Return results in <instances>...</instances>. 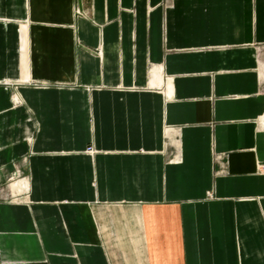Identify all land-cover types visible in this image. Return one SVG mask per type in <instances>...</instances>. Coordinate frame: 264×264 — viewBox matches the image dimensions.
<instances>
[{"label": "crops", "instance_id": "1", "mask_svg": "<svg viewBox=\"0 0 264 264\" xmlns=\"http://www.w3.org/2000/svg\"><path fill=\"white\" fill-rule=\"evenodd\" d=\"M263 46L264 0H0V264H264Z\"/></svg>", "mask_w": 264, "mask_h": 264}, {"label": "rangeland", "instance_id": "2", "mask_svg": "<svg viewBox=\"0 0 264 264\" xmlns=\"http://www.w3.org/2000/svg\"><path fill=\"white\" fill-rule=\"evenodd\" d=\"M260 61H261V70L263 72V80H262V89L264 91V46L260 49ZM262 171H264L263 166H261Z\"/></svg>", "mask_w": 264, "mask_h": 264}, {"label": "built area", "instance_id": "3", "mask_svg": "<svg viewBox=\"0 0 264 264\" xmlns=\"http://www.w3.org/2000/svg\"><path fill=\"white\" fill-rule=\"evenodd\" d=\"M75 11L79 14V10H78V9H76ZM87 151H88L89 153H92V152H93V149L90 147V148H88ZM263 168H264V166H263Z\"/></svg>", "mask_w": 264, "mask_h": 264}, {"label": "bare ground", "instance_id": "4", "mask_svg": "<svg viewBox=\"0 0 264 264\" xmlns=\"http://www.w3.org/2000/svg\"><path fill=\"white\" fill-rule=\"evenodd\" d=\"M262 121H263V126H264V116H263V119H262ZM20 186V185H19Z\"/></svg>", "mask_w": 264, "mask_h": 264}]
</instances>
